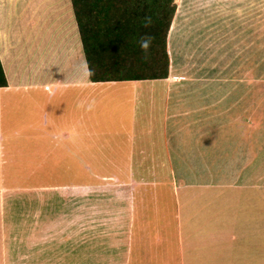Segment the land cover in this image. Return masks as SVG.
Masks as SVG:
<instances>
[{
    "label": "crops",
    "instance_id": "crops-1",
    "mask_svg": "<svg viewBox=\"0 0 264 264\" xmlns=\"http://www.w3.org/2000/svg\"><path fill=\"white\" fill-rule=\"evenodd\" d=\"M0 62L7 80L0 102L4 95L25 105L24 124L9 135L22 136L24 127L25 161H39L33 168L81 151L55 137L83 135L93 139V168L154 169L149 181L130 178L153 191L105 193L111 203L99 208L107 224L121 225L120 264H264V97L256 75L194 82L171 63L166 79L93 82L72 0H0ZM3 143L0 130V185ZM161 169H171L169 193L154 190ZM37 189L39 203L48 192ZM82 236L78 245L40 247L44 255L57 248L81 255L95 238Z\"/></svg>",
    "mask_w": 264,
    "mask_h": 264
},
{
    "label": "rangeland",
    "instance_id": "rangeland-1",
    "mask_svg": "<svg viewBox=\"0 0 264 264\" xmlns=\"http://www.w3.org/2000/svg\"><path fill=\"white\" fill-rule=\"evenodd\" d=\"M174 5L167 38L173 73L178 71L194 82L203 79L204 83H234L241 75L245 83L251 72L258 79L259 98L264 97V0H175ZM2 98L1 152L6 183L0 185V264H80L83 260L82 264H87L88 257L92 264H120L124 233L116 221L107 224L104 210L99 208L111 203L105 200V193L138 187L153 191L152 185L137 186L130 178L134 174L137 180L149 181L154 169L93 168L87 151L93 149V139L83 135L65 144L55 137L52 141L61 146L81 151L66 152L60 161L51 159L44 162V167L33 168L31 165L39 161L31 165L25 161L24 127H19L22 136L9 135L11 126L24 124V101L9 105V97ZM66 109L68 114L69 106ZM19 139L21 143L15 141ZM13 147L21 149L12 152ZM171 176V169L158 171L156 178L161 184L154 190L172 191ZM33 188L41 192L47 188L44 191L48 195H38L37 203ZM81 234L83 241L87 236L95 237L91 250L81 255L60 248L44 255L46 251L40 247L78 245L76 239ZM35 247L40 249L35 251ZM64 252L70 254L66 261L60 257Z\"/></svg>",
    "mask_w": 264,
    "mask_h": 264
},
{
    "label": "trees",
    "instance_id": "trees-1",
    "mask_svg": "<svg viewBox=\"0 0 264 264\" xmlns=\"http://www.w3.org/2000/svg\"><path fill=\"white\" fill-rule=\"evenodd\" d=\"M175 0H72L88 68L93 82L166 79L170 59L168 33ZM152 24L144 27V18ZM154 37L147 53L141 37ZM7 80L0 62V87Z\"/></svg>",
    "mask_w": 264,
    "mask_h": 264
},
{
    "label": "clouds",
    "instance_id": "clouds-1",
    "mask_svg": "<svg viewBox=\"0 0 264 264\" xmlns=\"http://www.w3.org/2000/svg\"><path fill=\"white\" fill-rule=\"evenodd\" d=\"M152 24V19L151 17H145L144 18V27H149ZM154 40V37L151 35H146L140 38V40L138 41L139 43V47L145 52L147 53L148 50L150 49L152 42ZM87 75L88 76H92L95 75V71L93 69H91L90 67L88 68L87 71ZM92 105H89V107H91Z\"/></svg>",
    "mask_w": 264,
    "mask_h": 264
}]
</instances>
